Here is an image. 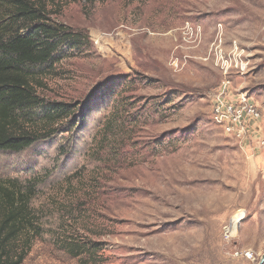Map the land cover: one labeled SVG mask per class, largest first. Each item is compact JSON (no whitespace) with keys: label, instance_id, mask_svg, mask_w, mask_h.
Returning a JSON list of instances; mask_svg holds the SVG:
<instances>
[{"label":"rangeland","instance_id":"obj_1","mask_svg":"<svg viewBox=\"0 0 264 264\" xmlns=\"http://www.w3.org/2000/svg\"><path fill=\"white\" fill-rule=\"evenodd\" d=\"M45 2L86 44L32 80L75 106L69 132L0 151V184L31 224L21 264H258L264 147L240 148L210 110L229 80L259 108L264 139V0Z\"/></svg>","mask_w":264,"mask_h":264},{"label":"trees","instance_id":"obj_2","mask_svg":"<svg viewBox=\"0 0 264 264\" xmlns=\"http://www.w3.org/2000/svg\"><path fill=\"white\" fill-rule=\"evenodd\" d=\"M85 44L80 33L50 22L45 0H0V151L20 153L56 133L69 132L63 121L75 106L45 101L32 80L36 69ZM31 118L44 124L42 130L22 126ZM18 199L15 187L0 184V264H21L24 258L17 237L30 219L26 201Z\"/></svg>","mask_w":264,"mask_h":264},{"label":"built area","instance_id":"obj_3","mask_svg":"<svg viewBox=\"0 0 264 264\" xmlns=\"http://www.w3.org/2000/svg\"><path fill=\"white\" fill-rule=\"evenodd\" d=\"M210 113L211 120L240 148L245 144H249L250 149L264 147V139L258 132L259 108L245 91L232 90L229 80H223L213 94ZM229 229L227 227L225 232Z\"/></svg>","mask_w":264,"mask_h":264},{"label":"bare ground","instance_id":"obj_4","mask_svg":"<svg viewBox=\"0 0 264 264\" xmlns=\"http://www.w3.org/2000/svg\"><path fill=\"white\" fill-rule=\"evenodd\" d=\"M242 213H238L237 216L232 220V232L236 229L238 221L241 219Z\"/></svg>","mask_w":264,"mask_h":264},{"label":"water","instance_id":"obj_5","mask_svg":"<svg viewBox=\"0 0 264 264\" xmlns=\"http://www.w3.org/2000/svg\"><path fill=\"white\" fill-rule=\"evenodd\" d=\"M258 264H264V254L263 256L261 257L260 261L258 262Z\"/></svg>","mask_w":264,"mask_h":264}]
</instances>
